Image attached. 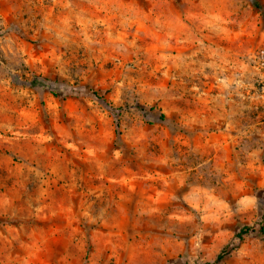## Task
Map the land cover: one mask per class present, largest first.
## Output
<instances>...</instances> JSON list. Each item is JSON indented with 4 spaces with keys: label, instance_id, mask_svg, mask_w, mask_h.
<instances>
[{
    "label": "rangeland",
    "instance_id": "374dc122",
    "mask_svg": "<svg viewBox=\"0 0 264 264\" xmlns=\"http://www.w3.org/2000/svg\"><path fill=\"white\" fill-rule=\"evenodd\" d=\"M259 226L264 0H0V264H264Z\"/></svg>",
    "mask_w": 264,
    "mask_h": 264
},
{
    "label": "trees",
    "instance_id": "16d2710c",
    "mask_svg": "<svg viewBox=\"0 0 264 264\" xmlns=\"http://www.w3.org/2000/svg\"><path fill=\"white\" fill-rule=\"evenodd\" d=\"M47 80H43V81H39V84L40 85H45L44 83L46 82ZM37 82H36V79L32 81V85H36ZM94 95L96 96V94L94 93ZM136 109H138L139 111L141 112H144V108L140 107V106H137ZM162 118V116H160V119ZM254 230L250 227H243L239 233L237 234V237L239 239H241V236L242 235H245V234H248V233H253ZM256 232L260 235H263L264 236V228L262 226H259V228L256 230ZM228 254L227 252V249L224 248L220 251V253L216 256L215 260L212 262V263H208V264H218L219 262L222 261V259Z\"/></svg>",
    "mask_w": 264,
    "mask_h": 264
}]
</instances>
